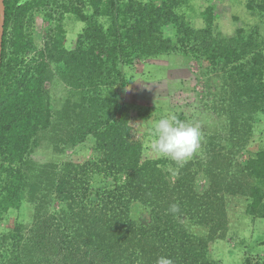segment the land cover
<instances>
[{
  "label": "trees",
  "instance_id": "obj_1",
  "mask_svg": "<svg viewBox=\"0 0 264 264\" xmlns=\"http://www.w3.org/2000/svg\"><path fill=\"white\" fill-rule=\"evenodd\" d=\"M184 3L5 0L0 264H155L160 256L173 264H220L211 251L226 237L227 196H245L246 212L264 216V148L250 153L246 146L254 133L247 117L264 115L263 37L244 26L225 34L213 5L196 27L179 11ZM66 15L85 24L71 47ZM179 51L220 67L226 84L217 103L233 124L227 139L233 146L211 149L209 156L227 152L226 158L207 161L202 175L193 159L183 166L144 159L135 111L118 94L127 84L124 62ZM57 79L66 94L59 112L51 92ZM47 139L60 158L39 163L32 155ZM237 150L241 156L234 160ZM26 203L34 207V223L19 217L6 229L7 214ZM174 203L177 214L168 211ZM138 205L142 212L134 215ZM241 264H264V257L245 256Z\"/></svg>",
  "mask_w": 264,
  "mask_h": 264
},
{
  "label": "rangeland",
  "instance_id": "obj_2",
  "mask_svg": "<svg viewBox=\"0 0 264 264\" xmlns=\"http://www.w3.org/2000/svg\"><path fill=\"white\" fill-rule=\"evenodd\" d=\"M249 1H252L254 8H249ZM210 5L215 8L218 29L229 35H233L241 26L248 28V32L250 29H255L263 37L260 40L264 47V8H260V5L264 6V0H188V4L184 3L179 11L186 20L194 21L196 27H202L204 21L201 12ZM191 14L196 16L190 18ZM68 15L65 16L64 27L69 40L68 45L71 47L75 44L77 35L84 30L85 24L75 21ZM45 23L39 16L37 29L43 30ZM121 71L125 75L127 84L119 87L118 94L124 105L135 111L132 123L142 144L144 159L161 158L151 148L153 124L168 114H174L184 115L183 121L198 123L201 127L203 137L201 148L192 158L196 162L193 168L197 169L200 175L204 174L207 161H224L223 155L227 152L223 155L219 153L209 156L211 149V152L216 148H226L228 151L233 146L227 140L230 138L233 124H230V116L224 114L222 110L224 104L217 103L221 92L226 88V84L220 78L223 73L220 67H208L206 62L179 51L151 56L136 64L124 62ZM111 72H116L115 66H112ZM116 79L120 83V77L117 76ZM57 80L58 82L51 86V92L57 99L55 109L59 112L58 108L62 107L66 94L60 85L61 79ZM55 119L59 120L56 123H61V117L56 116ZM249 119L247 117L254 133L248 138L246 146L251 153L264 148V115H257L250 121ZM51 141L44 140V143L37 148L32 155L35 161L55 162L60 158V154L58 155L52 148ZM231 141L234 144L237 142H234V139ZM221 152L224 150L222 149ZM81 153L86 154L84 151ZM235 154L231 158L240 159L241 152L237 150ZM243 156H248V153L245 152ZM162 159L171 161L167 158ZM227 202L226 237L214 241L212 256L219 260L220 264H241L245 256L264 257V245L261 244L264 241V216H255L246 212V200L243 195H228ZM133 212L134 215H140L141 205L134 207ZM7 216L6 229L14 225L19 217L32 224L35 220L34 207L26 203L19 213L10 212ZM242 237L246 240H242L239 244L237 240Z\"/></svg>",
  "mask_w": 264,
  "mask_h": 264
},
{
  "label": "clouds",
  "instance_id": "obj_3",
  "mask_svg": "<svg viewBox=\"0 0 264 264\" xmlns=\"http://www.w3.org/2000/svg\"><path fill=\"white\" fill-rule=\"evenodd\" d=\"M202 132L198 123L181 121L174 114H168L153 124L152 150L161 158H167L179 166L189 162L198 154L202 144ZM173 175L178 169H168ZM169 213L180 212L178 204H172ZM155 264H173L167 256L157 258Z\"/></svg>",
  "mask_w": 264,
  "mask_h": 264
},
{
  "label": "water",
  "instance_id": "obj_4",
  "mask_svg": "<svg viewBox=\"0 0 264 264\" xmlns=\"http://www.w3.org/2000/svg\"><path fill=\"white\" fill-rule=\"evenodd\" d=\"M5 23V0H0V69H1V52Z\"/></svg>",
  "mask_w": 264,
  "mask_h": 264
}]
</instances>
